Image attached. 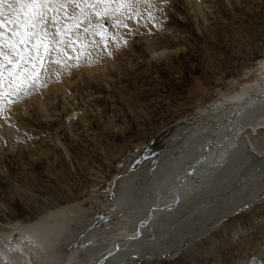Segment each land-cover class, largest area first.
<instances>
[{"label":"rangeland","instance_id":"obj_1","mask_svg":"<svg viewBox=\"0 0 264 264\" xmlns=\"http://www.w3.org/2000/svg\"><path fill=\"white\" fill-rule=\"evenodd\" d=\"M65 8L80 23L74 27L60 11L66 34L57 35L56 13L49 12L42 43L58 51L45 55L38 80L18 92L6 80L0 87V237L8 238L12 223L65 207L72 213L56 252L85 264L146 193L151 160L218 120L233 95L261 79L264 0H112ZM0 11L7 16L11 8ZM9 27L0 28L5 44ZM0 52L4 62L7 47ZM263 113L257 108L244 122L240 145L207 192L178 206L172 227L165 219L170 231L163 230L162 242L119 264H264ZM145 146L159 153L129 167ZM118 192L130 199L124 216L106 212L123 199Z\"/></svg>","mask_w":264,"mask_h":264},{"label":"bare ground","instance_id":"obj_2","mask_svg":"<svg viewBox=\"0 0 264 264\" xmlns=\"http://www.w3.org/2000/svg\"><path fill=\"white\" fill-rule=\"evenodd\" d=\"M260 63L262 64L259 70L263 74L261 79L255 86L252 85L233 95L231 98L233 101L227 103L228 106L221 113L222 116L218 115L220 117L218 120L207 123L204 130L195 136H180L168 149L151 160L149 167L152 169V175L149 177L146 193L142 199L137 198L138 201L131 198L136 205L133 204L129 218L118 220L122 226L114 230L117 233L113 232L106 238L103 236V243L97 246L95 253H89L90 259L85 264H119L126 256L144 250L146 245L162 242L163 230L168 233L170 231L165 219L171 220L167 224H171L172 227L175 220L169 217L174 215L175 209L189 201L199 190L206 191L226 158L236 148V144L240 145L239 141L242 138L240 131L244 129L250 114H254L257 108H264V62ZM75 114L72 113V116ZM258 118H264V113ZM261 121L264 122V119ZM255 132L258 133L259 130ZM8 133L12 134L10 129ZM148 160L149 156L142 161ZM121 190L119 191L123 193ZM129 202L127 195L126 199L124 197L119 201L115 199L106 207V212L111 214L124 212L122 214L124 216L129 212L126 209ZM68 211L65 207L50 210L32 221L9 225L11 233L8 238L3 240L0 237V261L6 260L10 264H80L82 261L79 262L78 259L63 260L56 252L60 230L64 227L63 221L66 220ZM79 212L80 210L76 213ZM167 232L163 234L166 236Z\"/></svg>","mask_w":264,"mask_h":264},{"label":"snow or ice","instance_id":"obj_3","mask_svg":"<svg viewBox=\"0 0 264 264\" xmlns=\"http://www.w3.org/2000/svg\"><path fill=\"white\" fill-rule=\"evenodd\" d=\"M111 2L112 0H0V6L8 4L11 8L7 16L0 11V16H4L0 19V28H5L7 23L10 25L8 31L12 33V38L6 44L0 40V48L6 46L8 49V58L0 62V87L6 80L11 91L18 92L24 90L29 82L34 84L39 78L38 70L43 67L45 55L58 51L57 48H49L42 43L43 37H46L48 33L44 32L40 26L48 18L49 12L56 13L52 16L51 22L56 27V34L60 35L62 32L66 34L65 29L61 28L64 20L59 18L60 11L64 12L65 18L74 20V27L80 23L74 12L67 11L65 3L73 4L75 7L90 4L96 8L98 5ZM125 2H130V0H125ZM81 14H83V9H81ZM3 36L4 32H0V37ZM42 46L43 52L41 51ZM4 55L0 52V56ZM56 62L59 63V61ZM5 63L10 64L11 67L5 69Z\"/></svg>","mask_w":264,"mask_h":264},{"label":"water","instance_id":"obj_4","mask_svg":"<svg viewBox=\"0 0 264 264\" xmlns=\"http://www.w3.org/2000/svg\"><path fill=\"white\" fill-rule=\"evenodd\" d=\"M0 264H10L8 261H0Z\"/></svg>","mask_w":264,"mask_h":264}]
</instances>
